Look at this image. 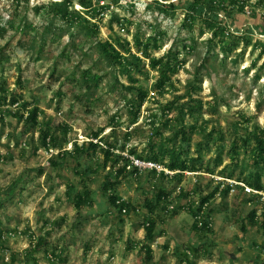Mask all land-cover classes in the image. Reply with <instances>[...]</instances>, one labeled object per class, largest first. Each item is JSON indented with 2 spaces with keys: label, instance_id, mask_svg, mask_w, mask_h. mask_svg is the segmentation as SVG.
I'll use <instances>...</instances> for the list:
<instances>
[{
  "label": "rangeland",
  "instance_id": "obj_1",
  "mask_svg": "<svg viewBox=\"0 0 264 264\" xmlns=\"http://www.w3.org/2000/svg\"><path fill=\"white\" fill-rule=\"evenodd\" d=\"M85 1L0 0V87L8 93L4 100L0 91V264H149L143 249L145 204L160 187L171 193V201L169 211L149 212L159 232L151 243L150 264H264L262 197L237 185L225 195L229 179L219 173L186 172L179 179L165 168L171 174L164 176L163 166L157 164L154 171L148 159L138 157L147 158L151 143L182 125L198 126L192 152L214 129L224 131L229 149L238 128L240 133H246V126L249 131L264 128V0H247L242 10L238 5L244 0L236 6L227 0L232 14L221 12L225 29L213 47L214 30L203 32L199 18L187 23L184 3L171 8L168 0ZM66 8L78 14L65 17ZM250 30L253 39L247 45ZM151 34H159L162 44L152 56L180 51L184 60L165 92L155 87L159 73L150 58L135 47L137 37ZM118 39L125 56L131 50L142 58V72L127 71L97 48L99 40ZM86 71L101 75V81L90 82ZM121 84L149 91L134 121L131 100L137 92ZM13 95L21 98L18 103L10 102ZM188 101L194 110L186 112L183 122L179 111ZM35 106L41 110L40 123L26 132V118ZM46 131L54 133V147L44 144ZM92 138L115 143L116 152L131 160L117 186L118 195L130 202L127 212L110 206L102 189L107 175L114 179L127 158L106 166L100 148L92 157L66 151ZM212 145V151H204L206 160L216 155ZM136 159L146 164L139 174L130 172ZM225 160L230 162L228 155ZM249 160L239 173L251 167ZM219 181L223 191L205 207L213 210L212 231L196 230L189 204L198 206ZM71 185L93 191V202L78 210L68 196ZM181 204V212L172 215ZM40 238L45 244L34 249ZM194 246H202L197 255Z\"/></svg>",
  "mask_w": 264,
  "mask_h": 264
},
{
  "label": "trees",
  "instance_id": "obj_2",
  "mask_svg": "<svg viewBox=\"0 0 264 264\" xmlns=\"http://www.w3.org/2000/svg\"><path fill=\"white\" fill-rule=\"evenodd\" d=\"M28 1V0H26ZM167 1V0H161ZM171 1L169 3V7L175 8L177 6V1L179 3H184L185 6V21L190 24H194V22L199 18L203 21V25L201 27L202 31L204 32L206 29H213V38H211L210 45L213 44L214 40L219 36L220 31L224 30L223 23L221 20V12L226 10V12H229V15L232 14L228 10V7L230 3L233 6L237 5L238 0H229L230 3L226 4L227 0H168ZM247 0H244V2L239 6V9L242 10L245 6ZM83 4H88L87 1L82 0ZM166 4L165 2H163ZM163 5V4H162ZM66 13L64 14L65 17H68L69 14H78L76 10H73L70 12L68 8H66ZM166 11V9H165ZM86 21H88L85 18ZM218 25V26H216ZM216 26V27H215ZM251 29V28H250ZM2 32H5L6 29L3 28L1 30ZM253 30H250V33L245 37L246 44H251L252 42V36ZM160 35L159 34H151L149 36H146L145 38L137 37L136 39V46L137 50L139 52H142L147 57L150 58V66L153 70L158 71L159 75L157 76L155 87L160 92H165L167 85L171 82L172 76L174 73H177L180 67L184 64V60L180 58V51L173 53L169 52L168 54L164 56H152L153 50H159L162 46L160 42ZM117 42H113L110 40L97 41L98 43V49L100 50L101 54H103L104 57H108L112 61H116L118 64H120L123 68H125L127 71H130L131 69H139L140 72H142L143 68H141L142 58L136 54H131L130 50V56H125L122 52V49L118 46H123V43L120 42V39L116 40ZM259 42L255 43L258 45ZM186 49L189 48L191 50L192 47L184 45ZM213 47V45H211ZM234 46H231L228 51H232ZM148 74L150 72H147ZM85 78L89 80L90 82L95 81L96 84H98L102 76L99 74H92L90 71L85 72ZM21 82V80H20ZM89 87L91 85L88 84ZM121 89H129L131 92H137L136 95L131 100V107L133 110V113H135L134 119H137L139 113L141 112V105L144 104L147 97L149 96V91L145 90L144 87L141 86H126L125 84H121ZM0 91H3L2 98L4 100L8 99V93L6 91L5 86L0 87ZM1 99V98H0ZM20 97L17 95H13L10 98V102L13 104L18 103L20 101ZM193 96L191 100L193 101ZM194 108L191 106V102L188 101L186 104L182 105L179 114L184 122L186 112H191L193 114ZM41 113V110L38 106H35L32 108V110L29 111V115L26 118V132L29 131L34 126H37L39 121V115ZM23 116V115H22ZM239 129V128H238ZM236 130L234 133V138L231 141L229 149L227 148V138L224 134V131L221 129H214L212 132L207 134V138L204 141H201L197 144L196 148L194 149V152H192V132H195L198 130V126L196 124H190V125H182V128L170 135L168 138L164 137V140L158 143H151L148 148V154L149 156L146 158L144 155H139L138 157L140 159H148L150 162L156 163L158 165H161L164 167L162 170V173L164 176L170 175L171 173L166 174L165 168L169 169L170 171H174L175 173L172 175V177H178L179 179L182 178V176L186 172H206L209 173L211 176H215L218 173L221 176L227 177L228 179L235 180V181H241L247 184L248 186L252 187L255 190L261 191L264 193V128L257 125L255 128H253L251 131H249L248 126H246V133H240L239 130ZM158 135L162 136L163 132L162 130H158ZM100 136V133H96L95 137L98 138ZM55 135L53 132L46 131L44 133V144L46 146L54 147V140ZM95 138H92V140H89L88 142L84 144H78L76 142L75 149L74 150H66L70 151L67 153H72L75 155L78 153L81 157L88 156L92 157V152L97 151L98 148L103 150L105 161L104 164L111 163L112 165L116 166L121 159H126L127 157L124 156L122 153H118L115 150L116 144L107 142V144H104L103 141L99 142V140L96 142L94 141ZM215 144L216 148V155L210 160H206V155L204 154V151L207 149L209 151H212V147ZM133 153H136L133 151ZM63 154H60L61 156ZM228 155L230 158V162L226 163L225 156ZM242 155L244 156V161H241ZM58 156V157H59ZM55 157L52 158V163L55 165L56 159ZM248 159H250L248 164H251L250 168L243 169L239 173L238 171L241 169V164H247ZM131 160L127 158V163L123 166H120L116 170V176L113 179V176L110 174L107 175L106 183L103 184V191L107 194V197L109 199L110 206H114L115 208L119 209L120 213H123L124 211L127 212L130 209V202L126 201L124 198L118 195L117 193V186L122 183V179L126 176L128 172V164H130ZM133 164V162L131 163ZM142 168L139 166L133 165V170L130 171L131 173L139 174L141 172ZM154 171H157V168H154ZM120 178V180H119ZM228 181V180H227ZM223 181L218 182V186L215 187L210 193H208L206 196L202 197L200 200V203L198 206H195L193 203L189 204V210L191 213H193L196 217V221L194 222L193 228L199 231H212L211 228V215L213 210L209 209L206 212V206L209 205L211 200L215 198L216 193L219 191H223V189L220 190L221 185L223 184ZM233 184H230L228 181V186L225 188V191L223 192L225 195L227 192H229L232 188ZM71 188L67 190L68 196L76 206L78 210H81L84 206L91 204L93 202V196L94 193L89 188H85L84 190H77L76 187L73 185L70 186ZM237 187H240L244 190V188L241 185H237ZM157 194L154 195L155 198L148 200L145 204L146 208L148 209V214L145 217L143 227L146 231L145 234V241L146 243L143 245V249L146 252V259L147 262L150 264L151 261L154 259L153 255V248L151 246V243L156 239L158 236V220L150 213H154L157 209H165L168 210V203L171 201V193L166 190V188L160 187L158 188ZM189 193L183 194L184 196H189ZM252 194V193H249ZM253 195H257L258 198H261L263 195L259 193H253ZM263 206H264V199H263ZM184 205H179L177 208L172 212V215H177L181 212V210L184 208ZM150 212V213H149ZM257 215V211H253L251 214V218L255 219V216ZM264 216V213H263ZM264 226V218L261 222ZM3 238L6 239L7 237L3 235ZM45 244L44 238H40L37 242L34 244V249H40L41 246ZM202 246H194L193 251L197 255ZM55 255L57 256L56 252ZM189 264H193L192 262H189Z\"/></svg>",
  "mask_w": 264,
  "mask_h": 264
},
{
  "label": "built area",
  "instance_id": "obj_3",
  "mask_svg": "<svg viewBox=\"0 0 264 264\" xmlns=\"http://www.w3.org/2000/svg\"><path fill=\"white\" fill-rule=\"evenodd\" d=\"M135 165L136 166H139L140 168H142L144 165H146L145 164V162H142L141 160H135ZM147 166H150L151 168H154V167H156V168H158V166H157V164H155V163H153V162H150ZM229 181H230V183H232L233 184V187H232V191H236V187H235V185H241L243 188H244V190L247 192V193H259V194H262L263 196H262V198L264 199V193L263 192H261V191H258V190H255V189H253L252 187H250V186H248L247 184H245L244 182H241V181H235V180H231V179H229ZM10 234H12V235H15V233H13V232H10Z\"/></svg>",
  "mask_w": 264,
  "mask_h": 264
}]
</instances>
